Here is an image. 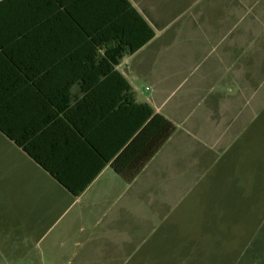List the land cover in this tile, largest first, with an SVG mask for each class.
Segmentation results:
<instances>
[{"label": "crops", "instance_id": "crops-1", "mask_svg": "<svg viewBox=\"0 0 264 264\" xmlns=\"http://www.w3.org/2000/svg\"><path fill=\"white\" fill-rule=\"evenodd\" d=\"M263 113L264 0H0L2 245L22 264H128L139 228L200 204Z\"/></svg>", "mask_w": 264, "mask_h": 264}, {"label": "rangeland", "instance_id": "rangeland-1", "mask_svg": "<svg viewBox=\"0 0 264 264\" xmlns=\"http://www.w3.org/2000/svg\"><path fill=\"white\" fill-rule=\"evenodd\" d=\"M261 126L242 156L201 188L200 204L177 206L178 220L174 207L139 228L128 264H264V120ZM18 259L1 242L0 264Z\"/></svg>", "mask_w": 264, "mask_h": 264}, {"label": "trees", "instance_id": "trees-1", "mask_svg": "<svg viewBox=\"0 0 264 264\" xmlns=\"http://www.w3.org/2000/svg\"><path fill=\"white\" fill-rule=\"evenodd\" d=\"M172 129H173V128H172V126L170 125L169 128H168V134L171 133ZM165 138H166V137H163V140L159 141V143H157L156 147H158L160 144H162V142L165 140ZM156 147H155V148H156Z\"/></svg>", "mask_w": 264, "mask_h": 264}]
</instances>
